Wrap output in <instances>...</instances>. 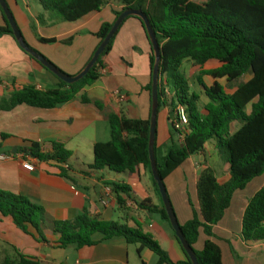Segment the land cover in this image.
<instances>
[{"label": "trees", "instance_id": "obj_1", "mask_svg": "<svg viewBox=\"0 0 264 264\" xmlns=\"http://www.w3.org/2000/svg\"><path fill=\"white\" fill-rule=\"evenodd\" d=\"M37 2L44 11L55 12L57 20L67 23L76 22L106 7L111 8L115 16L114 22L122 12L129 9L139 10L148 17L161 53L158 114L162 108L168 110L172 136L180 134L172 124L179 106L184 108L188 118V124L182 130V141L172 138L165 156L159 157L155 143L157 169L164 181L190 157L204 154L208 144H213L218 155H225L229 165L227 179L218 181L208 167L200 170L196 182L200 218L194 215L185 224H179L182 235L192 248L198 264H223L221 249L212 240L215 238L213 229L224 218L234 195L244 191L252 180L264 175V0H37ZM0 11L5 22V26L0 27V37L9 35L15 40L1 8ZM130 18L137 19L145 32L141 19ZM114 22L102 24L100 29L92 34L98 39V46L110 32ZM118 31L96 64L81 80L67 85L52 74L58 80L56 88L40 91L34 86H26L10 92L0 97V112H10L18 106L50 110L74 99L84 87L94 84L101 77L99 69L105 67L106 57L112 50ZM38 38L45 44L57 42L56 39ZM70 42L68 40L65 43ZM25 54L38 63L29 54ZM154 61L151 48L150 78ZM185 61H191L199 67L210 61L219 63V67L215 69L200 70V75L212 80V83L207 85L198 78L200 94L192 90L182 70ZM244 78L246 80L242 81ZM151 87L150 82L148 86L150 107L147 119H130L122 111L107 115L110 141L95 144L94 161L90 169L133 174L139 167H143L150 174L154 187L159 192L149 160ZM202 95L207 99L206 104H202ZM82 102L93 105L100 111L103 110L101 102L93 101L85 95L82 96ZM234 125L238 128L232 133ZM22 153L39 162H55L59 165L67 164L71 156L60 143H53L50 153L44 152L39 144L30 143L28 147L22 149ZM60 171L62 177L68 178L67 169L60 168ZM109 187L116 196L119 208L125 209L126 199H131L130 188L122 183H110ZM138 206L150 213L159 214L171 228L164 206L158 208L148 201L139 203ZM0 214L11 218L21 232L41 243H47L42 223L50 222L52 233L59 236L58 247L62 249L70 245L77 248L94 246L98 243L93 239L94 236L101 235L102 241L123 238L127 244L138 246L139 253L143 249L149 250L157 256L156 264H192L175 234L174 237L186 256L185 262L171 261L152 236L132 229L126 224L105 222L90 216L87 212L72 221H51L42 207L26 197L3 190H0ZM200 233L207 240L203 249L197 251L195 245ZM240 239L245 244L264 243V187L247 203L241 220ZM0 264L40 262L16 254L14 257L5 256Z\"/></svg>", "mask_w": 264, "mask_h": 264}, {"label": "crops", "instance_id": "obj_2", "mask_svg": "<svg viewBox=\"0 0 264 264\" xmlns=\"http://www.w3.org/2000/svg\"><path fill=\"white\" fill-rule=\"evenodd\" d=\"M5 2L25 40L24 32L30 33L32 26L36 29L40 26L37 21L40 5L37 0ZM49 20V24H54L57 19ZM114 20L111 8L106 7L76 22L61 23L59 30L53 34H38L40 38L56 39L57 42L52 44L50 53L44 50L50 45L40 42L37 34L31 33L32 44L29 45L63 73L76 76L85 68L98 46L99 41L92 34L96 33L102 24L113 23ZM128 20L126 19V22ZM4 26L0 11V27ZM130 26H133L135 33L142 38V43L139 39L136 44V36L128 29L122 31L121 28L115 37L112 50L106 57V73L94 84L84 87L71 101L50 110L18 106L10 112H0V190L26 197L42 207L51 221H72L87 212L105 222L126 224L152 236L171 261L185 262L186 256L168 223L159 214L150 213L138 206L144 201L158 208L163 206L150 174L143 167H139L133 174L90 169L94 161L95 144L110 141V125L107 120L109 113L118 114L122 111L130 119L145 120L148 117L151 47L141 23H133ZM68 40L71 42L65 43ZM26 86L46 91L56 88L58 80L30 59L11 36L4 35L0 37V97ZM192 90L198 94L201 92L199 86L193 87ZM117 91L126 96L125 101L118 100ZM83 95L101 102L103 110L84 104ZM168 115V110L162 108L157 117L155 143L159 157L165 156L172 138L180 141L177 135L172 136L170 132ZM30 143L39 144L46 153L51 152L53 143H60L71 156L65 165L39 162L22 153V149ZM27 158L34 165L32 172L22 167L23 160ZM188 160L191 162L189 169H183L184 163L164 180L180 225L191 220L194 215L200 218L196 192L200 170L208 167L215 175V170L218 169L222 176L215 177L220 182L225 181L229 174V166L220 165L213 144L205 147L204 154L190 157ZM60 168L67 169L68 178L62 177ZM110 183H122L130 188L131 199H126L125 209L119 208L114 193L109 196L106 205L101 203L103 189ZM249 186L234 195L224 218L213 229L215 238L212 240L221 249L223 264H264V243L245 244L240 239L241 220L250 199L245 193ZM258 190L259 188H256L253 193ZM42 230L47 243L38 242L24 234L14 225L11 218L0 214V263L5 256L14 257L16 254L37 260L40 264L158 262L155 254L147 249L139 253L138 246L127 244L123 238L102 241L101 235H95L93 239L98 243L94 246L77 248L70 245L62 249L58 247L59 236L52 233L50 222H43ZM206 240L200 233L195 249L201 251Z\"/></svg>", "mask_w": 264, "mask_h": 264}, {"label": "water", "instance_id": "obj_3", "mask_svg": "<svg viewBox=\"0 0 264 264\" xmlns=\"http://www.w3.org/2000/svg\"><path fill=\"white\" fill-rule=\"evenodd\" d=\"M0 8L12 30L13 36L18 46L25 53L29 54L32 58H34L42 67H44L51 74H53L57 79L66 83L67 85H72L78 82L90 71V69L96 64L98 58L105 51L109 42L115 36V34L117 33V31L119 30V28L121 27V25L124 23L126 19L130 17H136V18L141 19V21L144 24L145 32L147 34V39L151 45L152 53L155 59L154 66L152 68V73H151L152 87H151V112H150V131H149V160L151 163V173H152L154 181L157 184V188L161 196L164 209L166 211L171 228L174 231L175 237L180 242L190 262L192 264H198L197 259L192 251V248L187 244L184 236L182 235L180 225L174 213L171 202L169 200L164 181L160 177L158 169H157V162H156L155 153H154V145H155V138H156L157 117H158V86H159V78H160L159 64L161 60V53H160V47H159L158 41L156 39V35L150 25L148 17L139 10L129 9V10L122 12L119 15V17L116 19V21L114 22L108 35L105 37V39L101 42V44L95 50L92 58L87 63L85 68L80 73H78L76 76H68L62 71H60L59 69H57L52 63L48 62L42 56L38 55L31 47L27 45L5 0H0Z\"/></svg>", "mask_w": 264, "mask_h": 264}, {"label": "rangeland", "instance_id": "obj_4", "mask_svg": "<svg viewBox=\"0 0 264 264\" xmlns=\"http://www.w3.org/2000/svg\"><path fill=\"white\" fill-rule=\"evenodd\" d=\"M37 16H38L37 21L40 23V26L37 27V29L32 26L31 27L32 30H30V33L24 32V34H23L29 47H30L29 44H32L31 40H30L31 33H32V35H36L37 34L36 36H37V39H38V37H39L38 34H40V35L41 34L42 35L53 34V33H55L56 31L59 30L58 27L61 25V23H65V22H62L60 20L59 21L58 20H56V21L54 20V22H53L54 24H49L48 23V21H50L49 18L58 19V16H57V14L55 12H53V11H44L42 8H39ZM133 23L137 24L139 22L135 18H129V20L127 22L126 21L124 22V25H122L123 27L121 26L122 31H125V30L128 29V31H130L131 34L136 36V39H134L136 44H138L139 39H140V41L142 43V41H143L142 38L141 37L139 38L138 35L134 31V27L130 26ZM66 25H69V24H66ZM139 36H140V34H139ZM143 39L145 41V38H143ZM48 45H50V46H48L49 48H46L44 50L47 53H50L53 45L52 44H48ZM218 66H219V63L216 62V61H210V62H208V64H205L203 67H199V66L195 65L191 61H185L184 64H183V71H184L185 75L188 77L191 87L192 88L193 87L197 88L198 87V84H197L198 78H200L203 82H205L208 85H210L212 83V80L209 77H205V76L200 75V70L201 69L211 70V69L217 68ZM66 75H68V74H66ZM68 76H70V75H68ZM244 80H246V78L242 79V81H244ZM201 98H202L201 99L202 104H205L207 102V99L203 95L201 96ZM160 118H161V116H160ZM237 128H238V126L234 125L232 127V133H234L237 130ZM218 157H219L220 165H223V164L224 165H228V163L226 162V159H225V155H223V154L222 155H218ZM190 165H191V162L189 160H187L185 162L184 166H183V169L184 170L189 169ZM215 172H216L215 175L217 177L222 176V172H219L218 169H216ZM248 185H250V186L247 188V190H246L247 192H245V193H247V195L250 196L249 198L251 199V197L255 194L253 192H255L254 190H256V188L261 189L262 187H264V176H261L259 178H256V179L252 180V182H250V184H248Z\"/></svg>", "mask_w": 264, "mask_h": 264}, {"label": "built area", "instance_id": "obj_5", "mask_svg": "<svg viewBox=\"0 0 264 264\" xmlns=\"http://www.w3.org/2000/svg\"><path fill=\"white\" fill-rule=\"evenodd\" d=\"M105 73L106 72L104 68L99 69L100 76L104 75ZM116 96L120 102L126 100V96L122 95L119 91L116 92ZM172 124L174 128L180 132V134H178V137L179 140L182 141L183 139L182 130L188 124V118L183 107L179 106L176 109L174 119H172ZM22 167L27 171L30 172L34 171V165L31 163L29 158L23 160ZM112 193H113L112 189L109 186L104 187L103 197L101 199V203L103 205H106L108 203V198Z\"/></svg>", "mask_w": 264, "mask_h": 264}]
</instances>
